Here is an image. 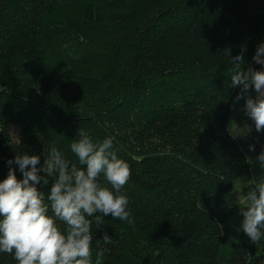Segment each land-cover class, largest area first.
Masks as SVG:
<instances>
[{
  "label": "trees",
  "instance_id": "trees-1",
  "mask_svg": "<svg viewBox=\"0 0 264 264\" xmlns=\"http://www.w3.org/2000/svg\"><path fill=\"white\" fill-rule=\"evenodd\" d=\"M262 43L264 0H0V181L53 146L78 164V129L113 137L133 223L93 222V264L98 250L99 264H264V247L223 233L224 194L250 165L228 128L231 58L264 70Z\"/></svg>",
  "mask_w": 264,
  "mask_h": 264
},
{
  "label": "clouds",
  "instance_id": "clouds-1",
  "mask_svg": "<svg viewBox=\"0 0 264 264\" xmlns=\"http://www.w3.org/2000/svg\"><path fill=\"white\" fill-rule=\"evenodd\" d=\"M252 59L264 65V43L258 45ZM231 63L236 68L230 84L240 89L235 102L244 100L242 111L254 122L256 132H262L264 70L251 66L245 70L242 53L232 57ZM253 90L255 97L249 94ZM78 136L70 145L78 164H70L55 146L41 167L39 155L17 154L7 161V177L0 181V253L12 255L17 264H93V222L97 229L108 216L133 223L129 200L121 193L131 179L132 168L118 158L114 138L94 143L82 129ZM249 150L254 151V145ZM247 162H258L264 170V150ZM13 164L22 179L17 178ZM101 176L106 184L100 182ZM49 177L52 183L45 194L37 185H48ZM242 183L247 192L237 197L243 217L240 230L258 245L264 239V175ZM102 240L105 245L112 243L107 233ZM103 255V250L97 251L96 264Z\"/></svg>",
  "mask_w": 264,
  "mask_h": 264
},
{
  "label": "crops",
  "instance_id": "crops-1",
  "mask_svg": "<svg viewBox=\"0 0 264 264\" xmlns=\"http://www.w3.org/2000/svg\"><path fill=\"white\" fill-rule=\"evenodd\" d=\"M249 94L255 97L254 90ZM243 105V99L239 102L234 101L231 105L228 118V128L243 151L247 161L249 158L255 160V157L264 150V131L256 132L254 122L242 111ZM250 145H254V151L249 150ZM262 175H264V170L261 169L258 162L250 164L248 174L241 177L233 187L224 194L227 204L233 207L232 215L223 225V233L226 239L231 243L237 242L240 237H247L243 231L240 230L243 217L240 214L239 206L237 204L238 195L247 192V187H244L242 180H249L253 176L259 179ZM260 244H264V239L261 240ZM261 247H264V245H257L258 250H260Z\"/></svg>",
  "mask_w": 264,
  "mask_h": 264
},
{
  "label": "rangeland",
  "instance_id": "rangeland-1",
  "mask_svg": "<svg viewBox=\"0 0 264 264\" xmlns=\"http://www.w3.org/2000/svg\"><path fill=\"white\" fill-rule=\"evenodd\" d=\"M9 133L15 141L19 140V129L14 125L8 127Z\"/></svg>",
  "mask_w": 264,
  "mask_h": 264
}]
</instances>
